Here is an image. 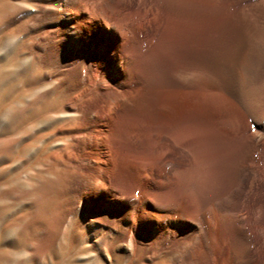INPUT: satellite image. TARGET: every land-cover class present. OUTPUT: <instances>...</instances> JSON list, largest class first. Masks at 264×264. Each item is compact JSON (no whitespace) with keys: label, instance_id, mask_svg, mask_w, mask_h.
Listing matches in <instances>:
<instances>
[{"label":"rangeland","instance_id":"obj_1","mask_svg":"<svg viewBox=\"0 0 264 264\" xmlns=\"http://www.w3.org/2000/svg\"><path fill=\"white\" fill-rule=\"evenodd\" d=\"M3 2L0 44L23 65L0 137L42 136L73 228L124 225L144 264H264V0H71L78 35L54 0ZM130 122L144 133L116 141ZM142 147L159 157L118 168L114 150Z\"/></svg>","mask_w":264,"mask_h":264},{"label":"bare ground","instance_id":"obj_2","mask_svg":"<svg viewBox=\"0 0 264 264\" xmlns=\"http://www.w3.org/2000/svg\"><path fill=\"white\" fill-rule=\"evenodd\" d=\"M0 3L1 16L3 0ZM71 4V0H54L46 7L58 12L57 19L66 23L69 33L78 35L80 31L71 23ZM7 49L8 41L0 44V95L10 84V64L23 65L22 59L5 55ZM13 110L7 106L0 111V122L4 121L0 124V136L6 129L2 126ZM115 132L118 133L115 140L119 141L126 138L125 133L141 134L144 129L140 124L130 122L121 124ZM22 135L0 137V264H144L140 250L133 251L131 244L119 240L124 225L103 232V228L87 221L73 228L71 219L67 218V213H61L60 208L67 168H59L52 160L53 156L47 155V147L36 149L35 144L41 141L40 135L14 148L15 139ZM158 157L159 152L148 147L137 151L114 150L117 166L124 170L135 171L139 161L151 162ZM95 191L102 193L100 188ZM166 258L163 256L156 264H166Z\"/></svg>","mask_w":264,"mask_h":264},{"label":"crops","instance_id":"obj_3","mask_svg":"<svg viewBox=\"0 0 264 264\" xmlns=\"http://www.w3.org/2000/svg\"><path fill=\"white\" fill-rule=\"evenodd\" d=\"M207 134L210 133H199L198 131H186V132H181L178 133L180 138H190V139H198V138H203L206 137Z\"/></svg>","mask_w":264,"mask_h":264}]
</instances>
